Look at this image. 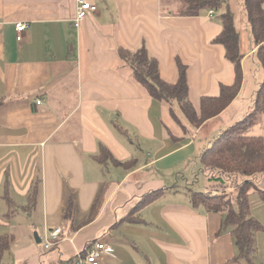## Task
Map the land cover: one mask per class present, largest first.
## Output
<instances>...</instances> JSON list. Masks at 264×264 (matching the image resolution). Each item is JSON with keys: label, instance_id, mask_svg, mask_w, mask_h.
Masks as SVG:
<instances>
[{"label": "crops", "instance_id": "obj_1", "mask_svg": "<svg viewBox=\"0 0 264 264\" xmlns=\"http://www.w3.org/2000/svg\"><path fill=\"white\" fill-rule=\"evenodd\" d=\"M77 1L0 0V227L26 230L11 263L6 260L17 234H2L14 237L4 263L72 264L73 252L105 241L113 253L103 264H264V201L257 192L251 194L259 203L250 202L251 217L262 230L248 262L240 258L225 216L194 207L177 185L184 166L207 149L198 152L191 138L202 134L211 144L213 134L242 121L264 82L243 0H227L244 56L242 89L196 131L184 130L150 97L118 48L136 51L145 42L170 84L179 79L180 58L200 115L203 97H217L222 85L234 83V65L224 46L214 44L225 8L185 16L184 0H89L97 10L76 27ZM18 23L28 26L20 41ZM251 131L264 137V116ZM102 148L135 165L99 163ZM38 180L32 209L28 197ZM159 190L163 196L141 211L142 223H120L142 196ZM37 227L45 243L48 231L62 229L49 257L40 255L32 237Z\"/></svg>", "mask_w": 264, "mask_h": 264}, {"label": "trees", "instance_id": "obj_2", "mask_svg": "<svg viewBox=\"0 0 264 264\" xmlns=\"http://www.w3.org/2000/svg\"><path fill=\"white\" fill-rule=\"evenodd\" d=\"M184 2L185 16H197L203 10L214 12L225 8L221 15L223 31L214 40V44L224 46L226 59L234 65V83L222 85L220 95L217 97H203L200 115L190 102L187 66L180 58L177 59L179 79L177 83L170 84L161 77L158 61L151 56L145 42L136 51L118 48V52L125 64L133 70L134 78L147 90L150 97L168 107L174 121L185 130L186 124L174 110L175 105H179L190 127L196 130L207 121L221 115L238 97L244 81L242 66L244 56L240 52V34L236 17L226 5L227 0ZM243 6L257 49L256 57L264 71V0H243ZM2 104L3 99L0 98V106ZM263 116L264 82L256 93L253 112L222 132L212 146L201 155L200 171L207 178L209 191L189 193L194 207L205 206L208 212L221 213L225 216V227L232 229L239 256L248 262L252 261V256L256 252L255 236L262 230L260 223L251 217L250 195L256 191L264 201V189L260 187L264 180V137L251 132ZM167 135L174 139L168 130ZM96 159L104 165L110 160L115 166L126 168L134 163L133 160L126 163L114 160L105 148L101 149V154ZM40 185L41 181L38 180L32 186L28 197L29 208L34 209L39 201ZM163 194L164 190H159L142 196L120 223H142L141 211L160 199ZM73 211V203L70 202L68 219L72 218ZM94 211L95 208L91 218L95 214ZM13 239L14 237L10 235H0V264H5L4 255L10 249ZM92 246L88 245L82 254L85 255Z\"/></svg>", "mask_w": 264, "mask_h": 264}, {"label": "rangeland", "instance_id": "obj_3", "mask_svg": "<svg viewBox=\"0 0 264 264\" xmlns=\"http://www.w3.org/2000/svg\"><path fill=\"white\" fill-rule=\"evenodd\" d=\"M226 5H227V2H226ZM168 109V107H167ZM174 110L177 112V114L182 118L183 122L186 124V126H190L189 123L187 122V120L185 119L182 111L180 110V107L179 105H175L174 107ZM169 112V110H168ZM244 118H242L243 120ZM218 125V124H217ZM192 128V127H191ZM216 129V127H214ZM193 131H196L195 129L192 128ZM218 130V128H217ZM252 132V131H251ZM250 132V133H251ZM254 132V131H253ZM258 132V130H255L254 133ZM215 135L213 138H211L212 140V143L208 144V140L207 139H202V134H199L198 136L196 137H193L191 139L195 140L196 141V145L198 146V152L200 151L201 148L203 147H211L212 144L215 142V140L221 135V132H218V134H213ZM142 151L144 153H146V149L145 148H141ZM205 149V148H204ZM199 157V154L195 155L191 161H189L185 166H184V169L182 170V174L184 175V177H178V183L177 185L180 187L179 190L181 192H185L187 194L190 193V191H193V192H203V193H207L209 191V186L207 187V178L204 177V175L201 173L200 171V167H201V164H200V160L197 159ZM179 176V175H178ZM176 183V182H174ZM260 187L262 189H264V180L262 181ZM256 192V191H254ZM252 194V193H251ZM250 202L252 204V206H256V204L258 205L259 203H255V199H258V195L257 194H253V195H250ZM3 205L6 206L5 202L3 201ZM230 229V228H229ZM26 230H21V229H16V230H13V231H10V230H6L4 229L3 227H0V235L2 234H17V239L14 244V246L12 245L11 246V253H7V255L9 254L6 262L7 263H11L14 261V254H15V247L21 245V238H22V234L25 233ZM38 235L40 237H42V242L41 243H37L36 242V236L35 235ZM32 237L34 238L35 242H36V245L39 247L40 249V255L41 256H44V257H49L51 256L53 253H55L57 251V249H55V247H52L50 249H46L45 248V241H43V237L44 235L41 236V229H39L38 227L37 228H34L32 229ZM39 237V238H40ZM60 242V241H59ZM78 255L79 253L75 254L73 252V261H72V264H79L77 261H78ZM70 261V260H68Z\"/></svg>", "mask_w": 264, "mask_h": 264}, {"label": "built area", "instance_id": "obj_4", "mask_svg": "<svg viewBox=\"0 0 264 264\" xmlns=\"http://www.w3.org/2000/svg\"><path fill=\"white\" fill-rule=\"evenodd\" d=\"M78 7L76 17L74 19V25L79 27L82 21L88 16L90 12H94L97 10V7L92 4L89 0H78ZM213 12L210 11V15ZM28 29V26L25 23L16 24V30L18 33V40L22 39V33ZM38 105L42 103V101L37 102ZM62 234V229H56L54 231H48L45 247L46 249H50L56 246L59 243V238ZM46 236V237H47ZM113 247L105 241H100L95 243L85 255H78V263L79 264H103L104 259L107 256L112 255Z\"/></svg>", "mask_w": 264, "mask_h": 264}, {"label": "water", "instance_id": "obj_5", "mask_svg": "<svg viewBox=\"0 0 264 264\" xmlns=\"http://www.w3.org/2000/svg\"><path fill=\"white\" fill-rule=\"evenodd\" d=\"M35 236H36V242L40 243L41 240H40L39 236L37 234Z\"/></svg>", "mask_w": 264, "mask_h": 264}]
</instances>
